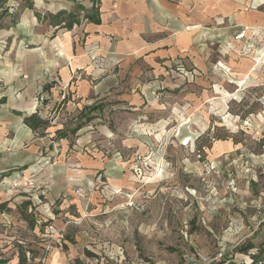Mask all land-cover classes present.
I'll list each match as a JSON object with an SVG mask.
<instances>
[{
  "label": "rangeland",
  "instance_id": "374dc122",
  "mask_svg": "<svg viewBox=\"0 0 264 264\" xmlns=\"http://www.w3.org/2000/svg\"><path fill=\"white\" fill-rule=\"evenodd\" d=\"M62 3L79 17L90 10L74 0L70 7L63 0H0V58L12 56L10 46L14 53L35 46L37 38L26 39L31 33L15 28L31 11L44 40L61 43L77 34L83 41L80 27L72 33L49 26L50 12ZM19 24L29 28L25 20ZM223 46L210 40L202 69L177 56L161 76L143 65L141 73L106 80L109 73L99 64L93 82L98 91L110 93L98 94L89 104L73 95L74 82L62 85L46 103L41 104L45 96L39 97L51 122L36 132L45 146L39 144L34 162L39 160L44 176L45 166L56 165L58 191L29 187L30 178H2L0 201L7 200L11 210L0 221V262L10 264L18 245L33 250L31 258L35 247L42 255L58 247L65 258L90 264H203L202 256L208 264L221 258L248 262V254L237 248L247 240L264 241V64L255 76L239 81L225 64L238 47ZM9 68L0 62V70ZM5 85L0 77V91ZM56 131L66 132L63 145L57 144ZM48 145L64 153L60 161L47 157ZM27 197L36 205L34 228L13 206ZM46 220L50 223L42 224ZM84 249L96 257H87Z\"/></svg>",
  "mask_w": 264,
  "mask_h": 264
},
{
  "label": "crops",
  "instance_id": "0c3cea01",
  "mask_svg": "<svg viewBox=\"0 0 264 264\" xmlns=\"http://www.w3.org/2000/svg\"><path fill=\"white\" fill-rule=\"evenodd\" d=\"M63 1L69 3L66 7H70L73 0ZM74 1L86 9L92 5V0ZM245 2L247 8L242 5ZM58 9L66 8L63 5L56 11ZM36 16L31 11L23 15L20 21L18 19L19 23L25 20L28 29L19 23L15 27L31 33L26 39L37 38L35 46L26 50L18 49L16 53L12 51L13 46H10L12 56L0 58L1 63L10 65L8 70H0V77L6 83L0 91V181L13 175L23 179L30 178L34 182L38 181L34 187H44L45 193L49 189L57 190V184L53 185L58 183L54 180L58 178L56 165L45 166V176L38 169L39 160L37 163L34 160L39 156V144L45 146V143L23 123L24 116L35 112L42 118H47L43 115L46 110L38 103L39 97L45 96L41 104L46 103L49 95L53 98L61 91L62 85L69 86L71 82H74L73 95L82 103L89 104L98 94L110 93L106 89L98 91V83L93 82L99 64L110 75H106V80L117 76L121 78L127 73H141L143 65L150 67L154 75L161 76L166 74L167 65L178 60L177 56H183L185 65H192L196 67L195 70L199 67L202 69L209 55L210 40L219 43L223 49V42L238 47L229 52L225 64L232 66L234 78L239 81L255 76L254 70L264 64V0H99V23L85 22L66 30L75 33V27H80L78 29L85 35L80 43L77 34L71 41L61 43L44 40L43 31L40 34L36 31ZM49 26L57 32L63 29ZM241 29H245L243 38L228 36L231 33L236 35ZM204 48L206 52L203 51ZM96 58L102 60V63ZM218 58L221 63L223 59ZM14 65L21 66V72L13 71ZM29 65L33 67L28 69ZM115 67H118V71L113 74L111 69ZM77 71L80 75L76 78ZM22 74H26V77H22ZM45 85H49V88L44 89ZM214 94L218 95V92ZM57 129L60 127H55L54 131ZM60 141L57 144L63 145V138ZM49 142L53 143L54 140ZM46 148L49 149L47 157L60 161L64 153H58V149L50 145ZM7 170H18V173L13 172L7 176L3 173ZM17 197L25 196L23 194ZM0 202H7L9 206L7 200ZM13 206L17 207L15 204ZM6 215L8 212H0V221H4ZM34 249L36 255L33 261L36 257H43L44 264H65L72 259L65 258L58 247H54L46 255L37 251L39 247ZM17 261L18 250L10 264H17ZM0 264L9 263L1 261Z\"/></svg>",
  "mask_w": 264,
  "mask_h": 264
},
{
  "label": "trees",
  "instance_id": "16d2710c",
  "mask_svg": "<svg viewBox=\"0 0 264 264\" xmlns=\"http://www.w3.org/2000/svg\"><path fill=\"white\" fill-rule=\"evenodd\" d=\"M2 2L5 0H1ZM26 7L31 8V4H28ZM7 12V10H4ZM84 13L81 17H79L78 13L73 10H66V9H59L55 13L49 14V24L52 26H56L58 29H66L70 30L74 25H79L82 21L86 22H93L99 23V0H92V5L90 10H83ZM2 14V13H1ZM0 14V15H1ZM44 89H48L49 85H45ZM90 118H87V121ZM23 123L28 126L32 131L37 132V130H44L50 125V119L42 118L38 115L37 112L32 113L30 115H26L23 118ZM86 123H80L74 128L71 129V132L75 133L78 129L83 127ZM57 137L63 138L66 136V132L63 131H56ZM35 203L31 201L30 198H26L22 200L17 205V212L22 220H24L29 228H34L37 225V220L34 217L35 214ZM11 208L8 206L7 202H0V212H8ZM50 223V220H46L42 224L47 225ZM18 261L17 264H37L33 261V257H29L28 254L32 253L33 250L24 249L21 245H18ZM255 249L254 252L248 253L250 250ZM237 250L239 252L248 254L249 261L246 262L244 260L241 261H233V260H225L221 258L217 264H264V241L259 244L255 245L250 240H247L245 243L241 244ZM84 254L89 257H96L95 254L84 249ZM28 253V254H27ZM65 264H90L84 262L79 257H74L73 259L69 260Z\"/></svg>",
  "mask_w": 264,
  "mask_h": 264
},
{
  "label": "built area",
  "instance_id": "2783aa9c",
  "mask_svg": "<svg viewBox=\"0 0 264 264\" xmlns=\"http://www.w3.org/2000/svg\"><path fill=\"white\" fill-rule=\"evenodd\" d=\"M244 33H245V29H241L240 32H238V33L234 36V38H235V39H241V38L244 37ZM27 185H28L29 187H34V181H33L32 179H28V181H27ZM76 193L80 195V194H81V190H80V189H77V190H76ZM221 256H222V254L219 253L218 256H215L213 259H217V257L220 258ZM202 259H203V264H208V263H209V260H207V258H205V257L202 256Z\"/></svg>",
  "mask_w": 264,
  "mask_h": 264
}]
</instances>
